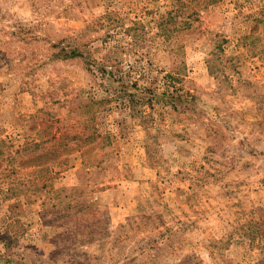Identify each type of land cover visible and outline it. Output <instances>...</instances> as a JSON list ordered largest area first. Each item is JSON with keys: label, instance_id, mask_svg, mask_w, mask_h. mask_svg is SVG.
Listing matches in <instances>:
<instances>
[{"label": "rangeland", "instance_id": "obj_1", "mask_svg": "<svg viewBox=\"0 0 264 264\" xmlns=\"http://www.w3.org/2000/svg\"><path fill=\"white\" fill-rule=\"evenodd\" d=\"M0 264H264V0H0Z\"/></svg>", "mask_w": 264, "mask_h": 264}, {"label": "trees", "instance_id": "obj_2", "mask_svg": "<svg viewBox=\"0 0 264 264\" xmlns=\"http://www.w3.org/2000/svg\"><path fill=\"white\" fill-rule=\"evenodd\" d=\"M76 53H74V57H76L75 55ZM60 121L56 120L54 117H51V119H48V125L51 127H56V125L59 124ZM46 124V125H47ZM73 127L70 128H63L62 132L61 131H57L52 137L51 139L47 140L46 142H44L45 146L42 147L41 149L44 151H46L48 149V151H50L49 153V162L50 163H54L55 161L59 160V157L57 155H53V151L54 149V144L53 142H60L63 141V144L61 143L60 146H64L65 150H66V157H70L71 155L76 153L81 154L83 157H85L86 155L84 154L85 152L83 151L86 147H88L93 141L95 142L98 139L101 138V135H99L97 133V130H95L93 133L90 132H84L81 133L80 131H77L76 133H72L70 132L72 130ZM58 129V128H57ZM59 132V136L57 135ZM61 132V133H60ZM77 140V142H75ZM49 145V148H48ZM77 146L75 149L71 148L70 146ZM39 146V145H38ZM59 148V146H56V149ZM72 150V152H71ZM44 155H41L39 158H41ZM46 156V154H45ZM58 157V158H57ZM61 158V157H60ZM64 159V158H63ZM62 164H65V162L63 161Z\"/></svg>", "mask_w": 264, "mask_h": 264}]
</instances>
